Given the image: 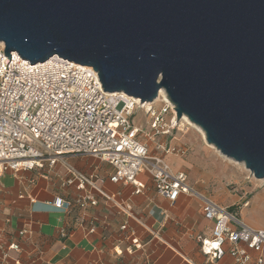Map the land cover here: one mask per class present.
Here are the masks:
<instances>
[{
    "label": "water",
    "instance_id": "1",
    "mask_svg": "<svg viewBox=\"0 0 264 264\" xmlns=\"http://www.w3.org/2000/svg\"><path fill=\"white\" fill-rule=\"evenodd\" d=\"M0 43L31 65L92 67L105 92L143 104L163 90L264 181V0H0Z\"/></svg>",
    "mask_w": 264,
    "mask_h": 264
},
{
    "label": "crops",
    "instance_id": "2",
    "mask_svg": "<svg viewBox=\"0 0 264 264\" xmlns=\"http://www.w3.org/2000/svg\"><path fill=\"white\" fill-rule=\"evenodd\" d=\"M186 133L177 130L169 136L151 140L141 136L140 140L152 155L160 154L158 143L186 146L183 157L165 155L172 171L184 174L189 186L228 207L246 224L264 229V186L254 184L251 173L237 177L229 159L200 133ZM67 165L93 176L108 198L98 196L96 207L81 209L76 203L81 191L65 183ZM112 173V166L96 158L66 156L54 169L4 174L0 179V264L233 263L228 255L211 262L201 252V240L211 238L214 224L204 218L197 199L182 194L171 204L156 192L148 174L139 176L144 188L137 192L133 185L112 183ZM56 199L70 201L71 208L64 212L50 206ZM126 204L129 214L122 208ZM123 224L128 226L125 231ZM93 227L95 232L90 233ZM24 230L28 233L21 236ZM135 239L140 249L133 246ZM12 244L18 248L9 249Z\"/></svg>",
    "mask_w": 264,
    "mask_h": 264
},
{
    "label": "built area",
    "instance_id": "3",
    "mask_svg": "<svg viewBox=\"0 0 264 264\" xmlns=\"http://www.w3.org/2000/svg\"><path fill=\"white\" fill-rule=\"evenodd\" d=\"M144 105L125 93L105 92L92 67L59 56L31 65L15 52L9 59L0 43V179L8 171L54 169L66 156L93 157L109 164L113 168L110 181L133 185L137 192L144 188L139 176L148 174L156 192L171 204L182 194L201 203L204 218L214 224L211 238L201 240V252L211 262L228 255L232 264H264V229L246 224L228 207L189 186L186 176L175 174L164 160L169 154L185 156L187 147L158 143L160 154L152 155L140 140L190 127L177 119L171 103L164 101L159 111L152 104ZM140 111L151 118L149 130L132 122ZM66 172V185H76L81 191L76 199L81 209L96 207L98 196L108 198L93 176L69 165ZM49 205L64 212L72 206L64 199ZM122 208L130 213L129 205ZM127 228V224L121 226L122 231ZM94 232L93 227L90 233ZM27 233L24 230L20 235ZM132 243L135 249L142 247L136 239ZM252 254L257 255L255 260Z\"/></svg>",
    "mask_w": 264,
    "mask_h": 264
},
{
    "label": "rangeland",
    "instance_id": "4",
    "mask_svg": "<svg viewBox=\"0 0 264 264\" xmlns=\"http://www.w3.org/2000/svg\"><path fill=\"white\" fill-rule=\"evenodd\" d=\"M152 106L157 111H159L164 106V100L163 99L156 100L154 103H152ZM132 122L134 123L135 126L141 128V129L149 130L150 124H151V118L149 116H147V114L144 111H140V112L136 113V115L132 118ZM185 132H187L188 134H191V135H194L195 133L199 134V132L192 127H189V129L187 131L185 130ZM187 133H186V136H187ZM228 162L230 164V168H234L237 177L241 176L243 174H245L244 176L246 177L247 175L250 174V172L245 169L243 164H239V163H236V162L231 161V160H228ZM250 176H252V174H250ZM251 178L253 180L252 182L254 184H257L258 187L264 186V181L256 180L253 176ZM235 184L237 185V183H232L233 186H235Z\"/></svg>",
    "mask_w": 264,
    "mask_h": 264
},
{
    "label": "bare ground",
    "instance_id": "5",
    "mask_svg": "<svg viewBox=\"0 0 264 264\" xmlns=\"http://www.w3.org/2000/svg\"><path fill=\"white\" fill-rule=\"evenodd\" d=\"M158 98L163 99L164 101L170 103L169 100H168V98H167V96H166V94H165V92H164L163 90L160 91V93H159V97H158ZM156 100H157V99H156ZM141 104H142V102H141ZM150 104H152V103H145L144 106H145V107H146V106H150ZM182 120H183V122H185L186 124H188L190 127L196 129V130L202 135V137L204 138V140H206V139H205V134H204V132H203L199 127H197L196 125L192 124V123L188 120V118H186V117H183ZM211 147H213V146H211ZM213 148H214V147H213Z\"/></svg>",
    "mask_w": 264,
    "mask_h": 264
}]
</instances>
